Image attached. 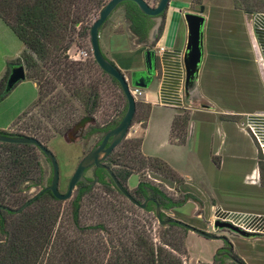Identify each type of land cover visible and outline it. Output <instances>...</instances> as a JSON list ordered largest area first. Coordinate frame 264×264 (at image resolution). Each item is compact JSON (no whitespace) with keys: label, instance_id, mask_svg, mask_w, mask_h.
I'll return each instance as SVG.
<instances>
[{"label":"crops","instance_id":"0c3cea01","mask_svg":"<svg viewBox=\"0 0 264 264\" xmlns=\"http://www.w3.org/2000/svg\"><path fill=\"white\" fill-rule=\"evenodd\" d=\"M185 4V0H171L162 15L151 19L155 29L144 42L130 32L125 19L110 18L112 24L104 29L105 22L99 35L100 49L130 83L132 72L147 70L145 54L153 44L157 58L153 79L147 88H139L142 94L137 97L150 106L146 120L138 122L144 124L140 152L173 168L180 185L162 177L159 181L173 188L175 196L191 194L197 199L163 212L207 233L215 231L214 224L220 220L242 224L239 236L226 235L232 250L245 264H264V171L257 166L258 156L264 159V149L246 128L253 126L264 144V11L245 14L234 9L232 0H226L227 7L209 9L206 16L203 11L202 60L197 77L186 89ZM118 26L121 30L115 31ZM7 29L0 20V32L8 33ZM194 84L208 105L193 101ZM184 114L188 115L184 143L171 142L172 120ZM1 126L0 132L12 128ZM184 207L190 213L177 215ZM203 239L210 244L209 252L194 257L191 264H212L214 252L223 247L219 239Z\"/></svg>","mask_w":264,"mask_h":264},{"label":"trees","instance_id":"16d2710c","mask_svg":"<svg viewBox=\"0 0 264 264\" xmlns=\"http://www.w3.org/2000/svg\"><path fill=\"white\" fill-rule=\"evenodd\" d=\"M232 2L234 9L241 10L245 14L255 12L254 5L247 0H241V2L232 0ZM262 2L264 6V0ZM104 5L105 0H0V20L23 45L20 60L9 64L0 79V102L13 89L6 90V81L11 67L23 65L26 70V79L36 86L37 97L40 89L49 93L56 88L52 81L46 80L44 69H48L55 79L67 88L68 98L58 94L56 101L53 102L54 105L52 104L47 113L49 119L54 116L56 121L66 128L75 127L79 119L73 120V114L61 112L64 106L68 104L71 106L72 100L80 104L86 115H92L99 102L98 88L94 84L84 82L82 63L68 56V51L74 43L78 30L82 31L78 36L89 35L90 27L82 26V24L88 19L92 10L100 11ZM119 7L124 11V18L128 22L130 32L139 42H144L153 26L152 18L143 15L132 2H123ZM148 49L150 52L148 62L151 67H147L145 71L131 73L130 84L134 88L144 89L152 82L157 58L152 47L148 46ZM93 64L99 69L94 61ZM101 73L105 74L102 71ZM110 79L117 85L112 78ZM36 101L32 104L33 107L37 104ZM139 104L146 106L147 118L150 106L144 103ZM125 109L124 99L121 117ZM118 121L89 127L83 134V139H89L97 133H106ZM187 121V114L173 118L171 142L184 143ZM15 125L16 122L13 126ZM140 145L141 139L136 143V148L143 159L156 161L171 173L170 177L163 175L164 179L176 185L181 184L180 178L166 163L157 158L144 157L140 152ZM36 151L39 150L31 145L0 143V154L4 155L3 158L0 157V264H184L180 256L184 252L183 241L187 231L177 224L165 226L166 231L177 229L179 231L177 234L182 235V238H158L155 241L144 233L138 235V232L130 238L128 237L130 234L126 231L128 228L136 229L137 221L135 220L134 227L128 226L124 222L126 219L124 214L114 209L112 205L94 199L90 206L93 210H99L107 219L106 221L114 224L115 227L100 223L92 227L79 228L80 202L92 188L84 183L77 186V195L70 204L69 218L66 216L63 220L59 219L56 226L60 214L53 204L60 201L46 191V187H42L45 178ZM110 157L111 155L105 161ZM263 160V157L259 155L257 166L260 171H264ZM114 174L122 184L132 175V172L119 170ZM50 178L47 182H50ZM109 181L114 186L110 179ZM109 183L105 182L104 176L100 177L101 185L108 186ZM24 184H26L25 190L31 187H38L41 190L36 197H32L33 200L30 198L21 205V207L26 205L23 211L15 212L14 205L20 203V199L15 198V195L24 192L22 189ZM134 193L141 200L153 198L163 211L182 206L187 200L197 202L191 194H184L181 200L176 201L157 185L145 181L137 183ZM144 211L153 212L155 215L152 205ZM160 218L161 220L170 219L163 212L160 213ZM72 229L78 234L84 231L97 232L99 238L67 237V232ZM208 235L211 236V234ZM224 247H232L227 239L223 247L215 251L212 264H245L233 250L227 252Z\"/></svg>","mask_w":264,"mask_h":264},{"label":"rangeland","instance_id":"374dc122","mask_svg":"<svg viewBox=\"0 0 264 264\" xmlns=\"http://www.w3.org/2000/svg\"><path fill=\"white\" fill-rule=\"evenodd\" d=\"M108 1L109 0H105V4ZM144 1L150 7H154L157 3V0ZM185 1L186 4L183 5L184 9L182 11V13L184 14L199 13L200 6H204L205 10L203 16H206L207 11L209 9L211 10V8L213 7H227L226 0ZM238 1L241 2V0ZM247 1L254 5L253 8L255 12L264 11V6L262 4L263 0ZM98 13L99 11H97L96 9L92 10L89 14L88 19L84 21L82 26L90 27L97 19ZM113 13L114 15H111L109 19L111 18V20H113L115 17L120 20L125 19L124 11L121 7L117 8ZM109 19L106 21L107 23L104 29L108 28L109 25L112 24V21H109ZM120 28L121 26H118L114 30H121ZM7 30L8 33L0 32V79L6 72L7 66L9 64L20 60L22 51L21 42L16 38V36L9 28ZM102 30L103 26L100 29L99 35L104 32V30L103 32ZM79 32L82 33V31L78 30V34ZM78 34H76L74 43L69 48L68 56H70L73 60L82 63L81 66L83 68L84 82L86 84H94L97 86L99 102L92 115H86L80 104L75 100L71 101V106L69 104L64 106L61 112H67V114L69 115L73 114V120L79 119L77 124L83 118L91 117L92 121L88 122L83 127V129H78L76 127L77 124L73 128H69V126L68 129L66 128V126L58 123L56 121V117L52 116V119H49L47 117V113L49 109L54 105L53 102L56 101V97L59 93L62 94V96H66V98H68V94L66 93L67 88L62 85L60 81H57L48 69H44L46 80L52 81V83L56 86V88L51 92L46 93L45 90L40 89L39 95L37 97L35 86L31 81L25 79L24 81L15 85L0 103L1 127H9L12 125L10 132L7 133L13 135L20 134L34 137L39 140L45 147H47L55 156L59 166L58 190L61 194L65 193L68 181L75 171L79 161L97 144L101 136H95L85 140H79L75 138L78 137L79 134H85L88 131L89 127H98L101 125L109 124L114 120H120V114L124 107V99L117 85L107 75L101 73V71L93 64V58L91 55V48L89 44V35L87 34L78 36ZM12 39L14 41H12ZM149 47H153V44L149 45ZM191 94L192 99L193 101H195V103L199 105H208V102L204 99V97L199 94L197 85L194 84V86L190 90V95ZM35 101L37 102V104L33 107L32 104ZM138 102L141 103L136 99V104H138L137 111L134 115L132 126L129 128L126 138L112 152L111 157L107 161H105V164L109 166V168L114 173L118 172L119 170L132 172V179L129 181L126 180L124 183H122V186L127 189L128 193L134 199L139 200L140 202H142V200L138 198V196L134 193L136 181L151 182L157 185L162 191H164L174 200H181L184 195L177 193V195L175 196L173 188H168L159 181L161 177L164 178V176L166 175H171L168 169L162 167L161 164L156 161L143 159L136 148V143L141 139L144 125L143 123L139 124L138 122L144 121L147 114L146 106L139 104ZM30 104L31 107L28 110L20 112L24 107H27ZM23 113L25 114L22 116ZM14 122H16L15 126H13ZM56 131H59L60 133L57 134ZM36 155L41 163L45 178L42 187H47L49 184L47 180L51 177L50 165L39 151H36ZM162 155L166 154L162 152ZM0 157L3 158L4 155L0 154ZM213 161L218 165L217 160L213 159ZM167 165L173 170V168L169 164ZM262 175V184H264V172H262ZM85 177L87 179L91 178V169L85 173ZM104 180L107 183L110 182L108 177H104ZM26 184L22 185V189H24V192L15 195V198L20 199V203L18 202V204L14 205L13 209L15 210L20 208L23 203L34 197L41 190V188L38 187H31L28 190H25L24 187L26 186ZM76 195L77 188L74 189L72 197L69 200L53 204L55 208H58L60 214L56 226L60 221L59 219L63 220L66 216L69 218L70 204ZM94 199H97L104 203H108L112 205L114 209L124 214V217L126 218L124 219V222H126L128 226L134 227L135 220L137 221L136 229L128 228V230L126 231L130 234L128 235V237L130 238L134 237L136 235V232H138V235H142L144 233V235L153 238L155 241H157L158 238H182V235L177 234V232H179L177 229L168 232L166 231L165 226H160L157 223L153 212L142 211L132 206L128 202V200H126L110 183L108 184V186L96 184L82 197L79 211V228L92 227L100 223H105V225L109 227H115L114 224H110L106 221L107 219L101 215L99 210H93L90 205L92 204V202H94ZM7 203H9V201H7ZM161 212H163V210H161ZM163 213L165 214V216L172 218L169 211ZM179 213L189 214L190 211L188 207H184L176 214L179 215ZM240 233H242V231L236 227H217L215 231L207 234H211V236H215L223 242V240H221L222 238L228 239L226 235L237 237L240 235ZM245 234L247 235V233ZM68 236L70 238H99L97 232L84 231L82 232V234H78V232L73 229L67 232V237ZM189 236H192L191 240ZM197 236L198 235H195L192 232L188 231L184 234V252L180 256L184 264H191V261L192 259H194V257H197L200 254L206 255L209 252L210 244L207 242V240L205 241L203 238H199Z\"/></svg>","mask_w":264,"mask_h":264},{"label":"water","instance_id":"95a60500","mask_svg":"<svg viewBox=\"0 0 264 264\" xmlns=\"http://www.w3.org/2000/svg\"><path fill=\"white\" fill-rule=\"evenodd\" d=\"M171 0H157V3L154 7H150L144 0H109L99 11L97 19L93 22L89 29V44L91 48V55L93 61L99 67V69L104 72L107 76L112 78L118 85L120 92L122 93L126 109L118 121V123L108 131L101 139V142L98 146L88 152L78 163L75 171L71 175L65 193L61 194L58 190L59 185V166L56 161L55 156L52 152L45 147L39 140L34 137L25 136V135H12L5 134L0 132V143L5 144H18V145H31L39 150V152L46 158L51 167V178L49 185L45 188L46 191H49L51 195L58 201L64 202L69 200L72 197L74 189L80 183H86L87 179L84 176V173L91 169H100L104 170L110 180L115 184L116 188L123 194V196L134 206L138 207L140 210H145L148 202L155 203V218L157 223L160 226H167L169 224H177L180 227L184 228L188 232H192L198 236H201L205 239H218L213 236H209L207 233L185 224L181 221L175 220L173 218L167 220H161L160 213L161 209L154 199H147L143 203L136 201L129 193L126 191L123 186L120 184L113 171L104 163L106 158L121 144V142L126 138L129 128L132 126V120L136 112V100L130 94L129 87H132L129 82L125 79L121 71L109 60H107L100 49L99 45V32L104 23L109 19L112 13L118 8V6L123 2H132L134 3L139 11L152 19H155L162 15ZM204 7L200 6L199 13H185L183 15L184 21L187 28V39L185 46V53L183 56V65L185 71V88L187 89L188 85L197 77L199 66L202 60L203 54V23L204 18L202 13ZM155 29V26L152 27L150 31V37ZM146 62L147 67H151V64L148 62L150 52H146ZM26 78L25 70L22 65H14L10 69V73L6 82V90L12 89L18 83L24 81ZM92 121L91 117L83 118L76 127L78 129H83V127ZM98 181L97 177H94L93 181H90L89 184L93 186ZM36 194L34 197H36ZM33 197V198H34ZM31 198V200H33ZM30 200V201H31ZM26 208V205L22 206L15 212L23 211ZM219 228H234L230 223L217 221L214 224ZM223 242L226 239H222ZM227 252L232 251V247H224Z\"/></svg>","mask_w":264,"mask_h":264},{"label":"flooded vegetation","instance_id":"af4514ba","mask_svg":"<svg viewBox=\"0 0 264 264\" xmlns=\"http://www.w3.org/2000/svg\"><path fill=\"white\" fill-rule=\"evenodd\" d=\"M109 131H110V130H109ZM107 132H108V131H107ZM107 132H106V133H107ZM106 133H104V134L97 133V134H94V135L91 136V137H95V136L98 137V136H101L100 139L98 140L97 144H96L92 149H94L96 146H98V145L100 144L102 137H103ZM91 137H90V138H91ZM75 139L84 140V139H83V134H81V135L79 134L78 137H76ZM92 149H91V150H92ZM91 150H90V151H91ZM90 151H89V152H90ZM111 154H112V153H111ZM111 154H110V155H111ZM108 157H109V156H108ZM108 157H107V158H108ZM107 158H106V159H107ZM45 159H46V158H45ZM46 161H47V160H46ZM47 162H48V161H47ZM104 163H105V161H104ZM49 165H50V164H49ZM108 167H109V166H108ZM50 168H51V167H50ZM89 170H90V169H89ZM87 171H88V170H87ZM87 171H86V172H87ZM86 172H85V173H86ZM104 172H105L104 170L91 168V178H88V179L86 178V179H87V182L84 183V184H86V185H88V186H90V187H93V186H95L96 184H100V177H101V176L108 177V175H106V172H105V173H104ZM85 173H84V176H85ZM113 173H114V172H113ZM114 175H115V174H114ZM94 177H97V178H98V181H97L96 184H94L93 186H91V185L89 184V182H90V181H93V180H94ZM130 178H131V175L127 178V180L129 181ZM109 179H110V178H109ZM111 182H112V181H111ZM112 183H113V182H112ZM113 184H114V183H113ZM120 184H121V183H120ZM48 185H49V184H48ZM121 185H122V184H121ZM114 187L116 188L115 184H114ZM76 188H77V187H76ZM123 188H124V187H123ZM135 188H136V187H135ZM116 189H117V188H116ZM124 189H125V188H124ZM117 190H118V189H117ZM125 190L127 191V189H125ZM118 192L123 196V194H122L119 190H118ZM123 197H124V196H123ZM124 198H125V197H124ZM125 199H126V198H125ZM147 199H153V198H145V199H142V202H140L139 200H136V199H135V200L138 201L139 203H143V202H144L145 200H147ZM126 200H127V199H126ZM155 201H156V200H155ZM128 202H129V201H128ZM129 203H130V202H129ZM156 203H157V201H156ZM130 204H131V203H130ZM157 204H158V203H157ZM131 205L134 206L133 204H131ZM150 205H152V206L154 207V210H155V203H154V202H148V203H147V207H146V209L149 208ZM158 206H159V205H158ZM134 207H136V206H134ZM159 207H160V206H159ZM136 208H138V207H136ZM138 209H139V208H138ZM146 209H145V210H146ZM160 209H161V208H160ZM142 211H144V210H142Z\"/></svg>","mask_w":264,"mask_h":264},{"label":"built area","instance_id":"2783aa9c","mask_svg":"<svg viewBox=\"0 0 264 264\" xmlns=\"http://www.w3.org/2000/svg\"><path fill=\"white\" fill-rule=\"evenodd\" d=\"M160 50H163V48H160ZM257 62L259 63V65L262 64V59H261L260 55H258V54H257ZM129 91L135 100L137 99V97H139L142 94V92L139 88L129 87ZM246 128H247V131L250 134L251 138L253 139V141L259 146V148L261 150L264 149V144L261 143V138H260L259 134L257 133L256 129L249 124L246 125ZM220 221L226 222L224 220H220ZM228 223H230L232 226H234L236 228H239L240 230H244L242 224H236V223L231 222V221H228Z\"/></svg>","mask_w":264,"mask_h":264}]
</instances>
